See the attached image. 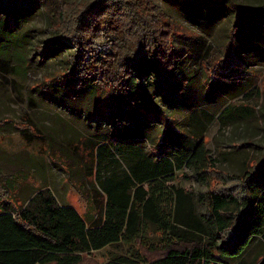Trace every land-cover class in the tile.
<instances>
[{
	"label": "trees",
	"instance_id": "trees-1",
	"mask_svg": "<svg viewBox=\"0 0 264 264\" xmlns=\"http://www.w3.org/2000/svg\"><path fill=\"white\" fill-rule=\"evenodd\" d=\"M31 1L46 9L59 27L65 26L60 37L72 45L73 51L61 86L66 92L72 91L74 98L76 92L91 87L98 98L105 99L103 105L110 111L116 108V114L119 111L117 118L122 120L124 113L120 110L142 105V97L149 101L148 108L157 109L143 95L147 71L159 92L167 87L166 94L183 95V88L187 90L189 79L185 78L180 79L175 93L170 86L172 82L173 86L177 84L180 73L175 71L190 56L189 51L174 47L172 24L150 0H115L112 4L123 17L107 13L96 19L91 11L101 10L105 2L90 1L75 7L68 24L63 21V3ZM210 1L215 6L218 3ZM20 2L23 0H0V7L10 10ZM230 7L234 10L233 24L221 54L210 46L200 59L205 78L215 81L211 83L213 92L219 84L228 86L229 91L243 86L234 81L236 68L241 65L236 58L240 21L246 9L234 1H230ZM114 12L112 8V15ZM6 21L10 29L14 19L8 16ZM103 43H109V49L96 52V44ZM48 49V45L41 46L39 55L42 57ZM131 78L140 91L139 103L135 99L140 95L132 98L129 92ZM48 95L53 92L48 91ZM98 98L96 108L102 107ZM237 108L233 103L225 106L218 118ZM199 121L195 118L187 122L184 136L170 139L168 131L166 142L157 143L158 148L164 145L167 150L156 154L146 151L142 144H114L110 133L80 135L77 142L90 160L80 170L90 178L84 181L89 186L86 184L80 194L89 203L90 213L83 217L72 206H60L49 188L29 194L19 207L0 200V264H264V192L250 182L251 175L264 167V156L253 171L247 170L246 164L236 177L242 181L237 186L238 194L209 192L204 215L194 212L190 193L174 187L166 190L165 185L184 166L203 176L209 155L204 126ZM194 125L200 127L198 132ZM128 135L134 133L119 129V138ZM202 197L200 194L201 201ZM105 248L108 250L102 262L92 259V252Z\"/></svg>",
	"mask_w": 264,
	"mask_h": 264
},
{
	"label": "rangeland",
	"instance_id": "rangeland-1",
	"mask_svg": "<svg viewBox=\"0 0 264 264\" xmlns=\"http://www.w3.org/2000/svg\"><path fill=\"white\" fill-rule=\"evenodd\" d=\"M57 1L64 5L63 21L68 24L77 5L100 0H47L46 3ZM114 1L102 0L104 7L93 9L90 15L93 13L96 19L108 13L110 17L122 18ZM150 1L172 24L174 47L189 51L190 56L175 71L180 73L175 80L177 84L173 86L172 82L170 86V91L175 93L181 85L180 79L185 78L189 79L187 90L183 88V95H168L167 87L159 92L147 71L143 95L157 109L148 108L149 101L142 97V105L120 110L124 113L122 120L117 118L119 111L117 114L116 108L110 111L103 105L105 99L98 98L91 87L76 92L74 98L72 91L66 92L61 86L62 74L70 66L73 51L72 45L60 37L66 30L64 25L59 27L46 9L31 0H23L10 10L0 7V200L19 207L29 194L49 188L57 201L73 206L85 217L90 206L80 192L89 186L84 181L89 182L90 178L80 170L90 160L77 142L80 135L110 133L114 144H142L146 151L156 154L167 150L164 145L159 149L157 143L166 142L168 131L174 134L168 133L170 139L184 136L185 124L195 118L203 123L209 155L203 176L184 166L165 185L166 190L169 192L174 187L190 193L197 215L207 213L205 199L209 192L239 193L236 190L242 181L236 177L246 164L247 170L253 171L264 156V0H218L216 6L210 0ZM230 1L246 9L240 21L236 58L241 65L236 68L234 81L243 86L229 91L228 86L219 84L214 93L211 83L215 81L205 78L200 59L210 46L221 54L233 24ZM112 8L116 9L114 15ZM8 16L14 19L10 29ZM45 45L49 49L41 57L39 50ZM108 49L109 43L95 46L98 53ZM129 83L131 97L135 94L138 98L140 91L136 89L135 79L131 78ZM48 91L53 95H48ZM96 97L98 102L102 100V107H95ZM135 101L141 102V95ZM232 103L238 108L218 118L220 111ZM194 127L198 132L200 127ZM119 129H130L134 135L119 138ZM250 180L264 192V167L255 176L251 175ZM108 249L92 252L91 258L102 262Z\"/></svg>",
	"mask_w": 264,
	"mask_h": 264
},
{
	"label": "crops",
	"instance_id": "crops-1",
	"mask_svg": "<svg viewBox=\"0 0 264 264\" xmlns=\"http://www.w3.org/2000/svg\"><path fill=\"white\" fill-rule=\"evenodd\" d=\"M53 192V191H52ZM58 204L61 206V205H68L67 203H62V202H59L58 201ZM68 206H71V205H68ZM73 207V206H72Z\"/></svg>",
	"mask_w": 264,
	"mask_h": 264
}]
</instances>
